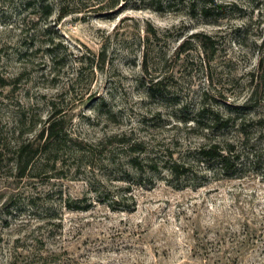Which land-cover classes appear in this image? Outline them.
I'll return each mask as SVG.
<instances>
[{
  "label": "rangeland",
  "instance_id": "obj_1",
  "mask_svg": "<svg viewBox=\"0 0 264 264\" xmlns=\"http://www.w3.org/2000/svg\"><path fill=\"white\" fill-rule=\"evenodd\" d=\"M116 1L0 0V264H264V179L193 154L264 140V0Z\"/></svg>",
  "mask_w": 264,
  "mask_h": 264
},
{
  "label": "trees",
  "instance_id": "obj_2",
  "mask_svg": "<svg viewBox=\"0 0 264 264\" xmlns=\"http://www.w3.org/2000/svg\"><path fill=\"white\" fill-rule=\"evenodd\" d=\"M29 5L31 3H28ZM119 3L115 0L112 4L113 7L118 6ZM46 7L45 17H50L52 14L51 10H47ZM191 12L197 10L201 16H209L212 10L221 9L220 5L212 4L202 5L196 8L195 3H190ZM36 9H42V5L38 3ZM35 14H39L38 11ZM160 85L159 82L155 83V86ZM206 110L201 109V113H205ZM228 119L222 120L215 114H211L209 118V125L204 127L205 130H216L224 128L225 123ZM58 128V130H56ZM60 123L53 120L48 123L43 133L46 135L45 144L42 146L46 148L47 145L57 142L60 133ZM45 146V147H44ZM39 148L33 150V144H21L17 145L15 149L16 166L19 168V176L22 177L27 169L31 166L35 154ZM197 159V164L205 166L209 172L220 174L225 179L237 178L242 170H250L254 174H258L264 179V140L258 143H251L248 141L246 135L240 133V138L237 143H226L224 147H221L218 143H209L201 145L196 148L193 152ZM157 159L154 157L146 156L141 162L137 163L136 159H131L132 166H135V170L143 162L145 166L152 172L157 170ZM164 163V169L175 180H179L182 176H186L191 173L192 166L189 163H183L181 161L173 159L170 154L167 156V160ZM141 170V169H139ZM136 172V171H135ZM117 199L113 204H118ZM79 210V209H77Z\"/></svg>",
  "mask_w": 264,
  "mask_h": 264
}]
</instances>
